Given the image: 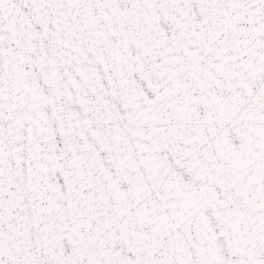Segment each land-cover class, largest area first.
<instances>
[{"label":"snow or ice","instance_id":"obj_1","mask_svg":"<svg viewBox=\"0 0 264 264\" xmlns=\"http://www.w3.org/2000/svg\"><path fill=\"white\" fill-rule=\"evenodd\" d=\"M0 264H264V0H0Z\"/></svg>","mask_w":264,"mask_h":264}]
</instances>
